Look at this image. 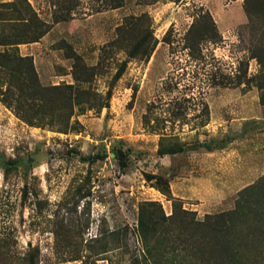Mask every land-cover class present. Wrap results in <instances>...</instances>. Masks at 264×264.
<instances>
[{
  "label": "rangeland",
  "instance_id": "rangeland-1",
  "mask_svg": "<svg viewBox=\"0 0 264 264\" xmlns=\"http://www.w3.org/2000/svg\"><path fill=\"white\" fill-rule=\"evenodd\" d=\"M26 1L49 31L0 22V264H264V0Z\"/></svg>",
  "mask_w": 264,
  "mask_h": 264
},
{
  "label": "trees",
  "instance_id": "trees-1",
  "mask_svg": "<svg viewBox=\"0 0 264 264\" xmlns=\"http://www.w3.org/2000/svg\"><path fill=\"white\" fill-rule=\"evenodd\" d=\"M114 2V1H113ZM111 5L112 8H119L121 7V2L115 1ZM8 6L6 10H2L3 7ZM0 22L4 23L6 25H12V29L17 28V25H22L24 30L22 31L23 34H25L26 39H28L27 43H34L39 41L48 31H49V26L46 25V23L42 22L41 20L38 19V16L36 13L33 11L31 8L30 4L26 0H22V4L17 6L14 3H11L9 5H0ZM62 19H56L55 22L58 23ZM10 35H0V45L1 46H12V45H18L20 42H14ZM9 55L7 53H2L0 54V66H6V63H1V60H7L10 61ZM72 58V57H71ZM23 58H20L19 60H22ZM27 62H29V65L31 66L30 72L26 74V78L34 80L33 78L35 77V74L31 76V72L34 73V68L32 67V62L28 61L30 60L29 58H24ZM8 68H11V65L8 66ZM123 73V68L120 69L117 73V77L119 78ZM35 94H28L27 102L35 104L37 101H35ZM110 97V94L109 96ZM22 118L29 123L32 122V120L27 119L22 116ZM66 129V125L64 128ZM118 161L119 165L121 168H125L127 166V159L125 157V153L123 151H119L118 154ZM148 181L156 180V183L158 185V188L161 190V192L166 195L169 199H172L171 193H170V187L169 183L164 180L163 178L159 177H147ZM157 207L158 209H161V206L158 205V203L155 202H146L140 209V217H139V224H138V233L139 236L144 244L145 250L149 255H151L153 248H149V243H150V225L149 223L151 222L152 218V212L150 208H155ZM225 217V216H224ZM219 218V217H218ZM217 218V219H218ZM148 219V221H147ZM153 257V256H152Z\"/></svg>",
  "mask_w": 264,
  "mask_h": 264
}]
</instances>
